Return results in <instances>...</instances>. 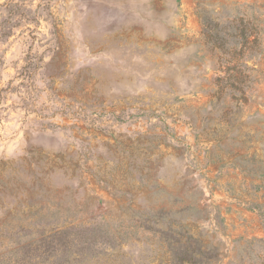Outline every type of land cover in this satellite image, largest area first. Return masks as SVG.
Instances as JSON below:
<instances>
[{
	"label": "rangeland",
	"instance_id": "374dc122",
	"mask_svg": "<svg viewBox=\"0 0 264 264\" xmlns=\"http://www.w3.org/2000/svg\"><path fill=\"white\" fill-rule=\"evenodd\" d=\"M0 264H264V0H0Z\"/></svg>",
	"mask_w": 264,
	"mask_h": 264
},
{
	"label": "trees",
	"instance_id": "16d2710c",
	"mask_svg": "<svg viewBox=\"0 0 264 264\" xmlns=\"http://www.w3.org/2000/svg\"><path fill=\"white\" fill-rule=\"evenodd\" d=\"M245 31V29H243V32Z\"/></svg>",
	"mask_w": 264,
	"mask_h": 264
}]
</instances>
